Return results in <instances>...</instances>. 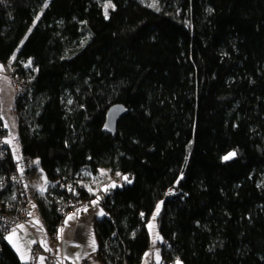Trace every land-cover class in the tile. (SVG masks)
<instances>
[{"label":"trees","instance_id":"trees-1","mask_svg":"<svg viewBox=\"0 0 264 264\" xmlns=\"http://www.w3.org/2000/svg\"><path fill=\"white\" fill-rule=\"evenodd\" d=\"M108 2L0 0V63L24 80L17 147L48 183L34 193L47 239L59 250L65 201H97L99 264H141L161 202V264H264V0H111L106 17ZM20 161L8 149L0 177ZM7 235L0 264H30Z\"/></svg>","mask_w":264,"mask_h":264},{"label":"built area","instance_id":"built-area-1","mask_svg":"<svg viewBox=\"0 0 264 264\" xmlns=\"http://www.w3.org/2000/svg\"><path fill=\"white\" fill-rule=\"evenodd\" d=\"M0 66L2 64L0 63ZM14 69V68H13ZM20 75L16 74L15 83L22 86L23 81L19 78ZM7 125L3 116V104L0 96V159L3 160L6 157L8 149L12 148L9 134H7ZM14 152V151H13ZM27 176L23 173H16L12 175H2L0 177V239L5 237L9 232L18 230V225H29L32 220L29 213L32 212L31 201L26 190ZM100 178L93 177L90 181L91 187L96 186L97 181ZM86 185L78 184V189H84ZM73 188L69 187L68 191ZM7 191H10L7 193ZM102 192L99 191V194ZM86 205V201L67 200L64 202L62 209L67 213H73L78 211L82 206ZM42 225V224H41ZM46 235V234H45ZM1 242V241H0ZM44 242L47 243L46 250ZM55 242H51L47 239V235L44 237L37 234L35 243L31 246V260L30 264H41L40 257H44L43 264H67L64 259L59 256V251L55 247ZM81 264H88L82 262Z\"/></svg>","mask_w":264,"mask_h":264},{"label":"rangeland","instance_id":"rangeland-1","mask_svg":"<svg viewBox=\"0 0 264 264\" xmlns=\"http://www.w3.org/2000/svg\"><path fill=\"white\" fill-rule=\"evenodd\" d=\"M2 64V63H1ZM14 67H9L6 65L2 64V67H0V96L2 98V104H3V116L5 119V123L8 128L9 132V139L11 141L12 149L14 151V154L18 155V158L21 160L18 163V168L21 172V169H23V173H26L27 175V181H28V191H29V198L31 201V207H32V212H31V217L32 220L30 221L29 225H25L23 229H20L16 231V235L12 236L13 232H9L7 235V239L9 243L20 253L21 255V260L23 262H30L32 252L30 250V246L35 243L36 241V236L35 234H39L42 236L45 235V227L44 223L42 222V218L40 215V210L37 205L36 198L34 196L35 191L39 190L41 186H44L45 184V175L42 174V169L39 166V163L37 164L36 162L38 161L37 158H34L29 161H25L22 158V154L19 150L18 145V139H17V121H16V106L13 103L15 102L17 98V92L19 91L20 87L15 83V77H16V69ZM19 78L24 81L21 76ZM2 87V89H1ZM14 91V93H13ZM18 150V152H17ZM39 162V161H38ZM101 175H105L104 172ZM103 175V177H104ZM126 177V176H125ZM124 181L129 182L130 180L127 179ZM105 183V182H103ZM116 185L120 186L122 185V182L116 183ZM37 189V190H35ZM35 190V191H34ZM162 203L159 202L152 214V217L148 223V227L151 225L152 227H149L150 234H151V242L152 245L156 247L157 254H161V247L159 246V242L162 241V237L160 236L158 226L156 223V217L161 209ZM157 209H159L157 213ZM63 210V209H62ZM63 212L68 215L67 211L63 210ZM155 217V219H153ZM38 221V223H37ZM42 224V225H41ZM37 226L38 233H33L34 228ZM27 227V228H26ZM31 229V230H29ZM41 232V233H40ZM12 236V239L10 240L9 237ZM59 256L63 259V257L58 253ZM22 255L24 258H22ZM65 261V260H64ZM179 261V264H184V262L181 259H177L176 262ZM66 262V261H65ZM67 263V262H66Z\"/></svg>","mask_w":264,"mask_h":264},{"label":"crops","instance_id":"crops-1","mask_svg":"<svg viewBox=\"0 0 264 264\" xmlns=\"http://www.w3.org/2000/svg\"><path fill=\"white\" fill-rule=\"evenodd\" d=\"M47 186L48 183H46V188ZM101 212H103V215L100 214ZM74 213L76 214L75 218L69 220L68 217L72 216ZM104 214L105 213L98 202L93 201L85 211L80 213L73 212L66 216V219L60 228V230L63 229V232H60V243L57 247H59L58 251L67 264H81L84 261H87L88 264H99L97 259L98 243L94 231L93 220L97 217L104 216ZM38 231L39 230H37L36 226L33 233H38ZM35 236L37 237V234H35ZM93 240L95 241V250H93V247L91 246ZM14 250L21 259L20 253L15 248ZM156 252V248L153 252L149 251L145 255L141 264H161L162 255L160 253L156 255ZM77 257H79V259H77Z\"/></svg>","mask_w":264,"mask_h":264},{"label":"snow or ice","instance_id":"snow-or-ice-1","mask_svg":"<svg viewBox=\"0 0 264 264\" xmlns=\"http://www.w3.org/2000/svg\"><path fill=\"white\" fill-rule=\"evenodd\" d=\"M153 6H155V5H153ZM45 7H47V5H45ZM114 7L115 6L111 3V0H109L108 4L105 5V16L106 17H107V9L108 8H114ZM13 59H14V57H13ZM0 67H2V66H0ZM8 143H11V141H8ZM235 155H236V153L235 152H232L228 156H225L224 159L225 160H229V159L233 158ZM36 163L38 164L39 162L37 161ZM22 171H23V169H21V172ZM117 175H119V173ZM124 179L127 180L128 178L127 177H124ZM130 182L131 181H129V183ZM46 183L47 182L45 181V185L40 187L39 190L41 191V193H43L44 191H46ZM112 187H115V184H113ZM89 190H91V189H89ZM106 190L107 189H105V191ZM158 211H159V209H157V213H158ZM100 214L103 215V212H101ZM29 215H31V213H29ZM75 215L76 214L74 213L72 216H69L68 219L69 220L74 219L75 218ZM153 219H155V217H153ZM37 223H38V221H37ZM149 227H152V226L150 225ZM18 228L23 229L24 228V225H18ZM60 232L62 233L63 232V229H61ZM15 235H16V231L13 230L12 236H15ZM12 236L9 237L10 240L12 239ZM91 246L93 247V250H95V241L94 240L92 241V245ZM44 247H45L46 250H50V249L47 248V243L46 242H44ZM22 258H24L23 255H22ZM77 259H79V257H77ZM43 261H44V257H40L41 264H43ZM177 264H179V261L177 262Z\"/></svg>","mask_w":264,"mask_h":264},{"label":"water","instance_id":"water-1","mask_svg":"<svg viewBox=\"0 0 264 264\" xmlns=\"http://www.w3.org/2000/svg\"><path fill=\"white\" fill-rule=\"evenodd\" d=\"M124 113H125L124 106L122 105L112 106L107 112L104 129L114 134L117 130L118 120L124 115Z\"/></svg>","mask_w":264,"mask_h":264},{"label":"bare ground","instance_id":"bare-ground-1","mask_svg":"<svg viewBox=\"0 0 264 264\" xmlns=\"http://www.w3.org/2000/svg\"><path fill=\"white\" fill-rule=\"evenodd\" d=\"M84 262H87V261H84Z\"/></svg>","mask_w":264,"mask_h":264}]
</instances>
